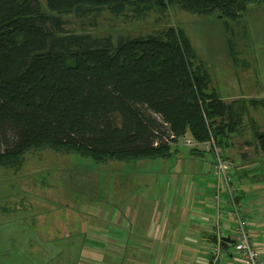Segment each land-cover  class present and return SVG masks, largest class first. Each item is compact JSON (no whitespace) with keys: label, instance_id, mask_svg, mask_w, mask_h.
<instances>
[{"label":"trees","instance_id":"1","mask_svg":"<svg viewBox=\"0 0 264 264\" xmlns=\"http://www.w3.org/2000/svg\"><path fill=\"white\" fill-rule=\"evenodd\" d=\"M45 1L48 13L38 0H0V168L19 169L28 152L46 148L96 163L167 159L187 133L197 143L213 135L225 147L256 104L227 102L211 88L178 24L114 43L65 32L60 16L105 10L158 20L176 7L233 19L264 0ZM254 134L264 152V131ZM197 147L190 151L207 153Z\"/></svg>","mask_w":264,"mask_h":264},{"label":"rangeland","instance_id":"2","mask_svg":"<svg viewBox=\"0 0 264 264\" xmlns=\"http://www.w3.org/2000/svg\"><path fill=\"white\" fill-rule=\"evenodd\" d=\"M38 2L41 10L48 13L46 1ZM60 17L65 32L110 36L114 43L120 36L143 35L175 23L185 30L196 58L206 66L212 79L211 86L222 98L251 97L252 89L259 82L264 84V2L247 3L243 14L233 19L222 18L218 12L201 15L176 7L158 20L154 13L136 18L132 15L114 16L105 10L83 17L73 14ZM257 51L260 53L259 82H255L254 74L251 78L250 66L251 55ZM247 107L244 132L233 137L235 144L251 141V120L261 124L260 127L264 126L262 107L252 110L250 104ZM182 147L192 149L183 144ZM243 147H236V151L227 150V157L238 156L241 162L251 164V147ZM163 161L168 164L160 170L168 174L174 158ZM110 162L103 169L101 164L89 158L60 154L46 148L28 152L19 169L0 168V264H72V259L78 256L77 249L62 246L78 238V228H84L86 232L87 221L91 219L87 213L88 203H93L89 195L103 192V181L109 182V172L119 168ZM87 165H91L92 171ZM120 165L127 166L124 170H133L141 165V161L120 162ZM92 166L98 168L93 170ZM245 175L241 176L242 179ZM162 177H166L165 174ZM155 188L158 193L162 190L160 183ZM74 209L78 211L80 222H71L75 216L70 211ZM83 218L87 220L83 221ZM87 247L92 250L88 244ZM88 249L85 247V251Z\"/></svg>","mask_w":264,"mask_h":264},{"label":"crops","instance_id":"3","mask_svg":"<svg viewBox=\"0 0 264 264\" xmlns=\"http://www.w3.org/2000/svg\"><path fill=\"white\" fill-rule=\"evenodd\" d=\"M259 61V51L253 52L250 66L251 78L254 74L255 82H259ZM211 83L212 79L210 85ZM211 88L215 90L212 86ZM252 90L254 92L251 97L222 98L217 93L227 102L249 98L256 103L251 105V110L260 106L264 111V84L259 82ZM256 119L258 120L257 116ZM260 125L255 123V129L264 131V126ZM243 128L228 137L224 149L227 152L236 151V147H251V164L241 162L238 156L230 160L235 168L239 196L245 204V215L250 221L251 231L260 241L261 257L264 260V152L257 146L255 129L252 127L251 141L246 140L242 146L234 143L233 137L241 134ZM174 147V162L171 169L167 170L168 174L160 170L168 164L164 159L147 162L140 160L141 165L133 170L126 169L127 171L124 170L126 165H120L124 161L97 163L104 169L111 161L110 164H117L119 168L109 172V182L103 181L101 187L103 192H99V195H94V192L88 194L93 203H88L87 213L91 219L87 221L86 232L84 228H78V238H73L68 245L62 246L77 249L78 256L72 259V264L206 263L208 248L213 241L209 240L213 237L210 221L215 214L212 205L214 180L211 174V156L208 153L191 152L182 145ZM76 162L80 164L79 161ZM87 167L90 170L91 165ZM97 168L98 166H92L91 169ZM244 173L247 175L242 179ZM163 174L166 177H162ZM158 183L162 187L160 193L155 188ZM75 209L70 212L75 216L71 222L76 223L81 218ZM227 215L224 224L226 233H229L234 220L229 213ZM84 220L87 218H83ZM71 226L76 229L75 225ZM83 234H87L86 237ZM86 243L92 247L91 251Z\"/></svg>","mask_w":264,"mask_h":264},{"label":"built area","instance_id":"4","mask_svg":"<svg viewBox=\"0 0 264 264\" xmlns=\"http://www.w3.org/2000/svg\"><path fill=\"white\" fill-rule=\"evenodd\" d=\"M180 140L183 142L180 143ZM182 144L190 148L201 147L210 154L212 160L211 174L214 180L212 205L215 214L210 224L212 236L216 237V240L210 242L205 264H264L260 241L250 229V221L245 215V204L237 190L235 168L224 147L217 143L213 135L206 141L197 143L189 133L176 142L178 146ZM227 213L234 220L229 233H226L224 224L228 217ZM222 237H229L235 242L223 247Z\"/></svg>","mask_w":264,"mask_h":264},{"label":"water","instance_id":"5","mask_svg":"<svg viewBox=\"0 0 264 264\" xmlns=\"http://www.w3.org/2000/svg\"><path fill=\"white\" fill-rule=\"evenodd\" d=\"M212 239L215 241L216 240V237H212ZM234 243L235 240L234 239H230L229 237H222V246L223 247H226L228 243Z\"/></svg>","mask_w":264,"mask_h":264}]
</instances>
